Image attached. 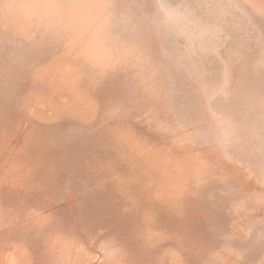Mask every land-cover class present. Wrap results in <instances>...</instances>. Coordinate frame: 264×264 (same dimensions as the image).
<instances>
[{"label": "rangeland", "instance_id": "rangeland-1", "mask_svg": "<svg viewBox=\"0 0 264 264\" xmlns=\"http://www.w3.org/2000/svg\"><path fill=\"white\" fill-rule=\"evenodd\" d=\"M0 264H264V0H0Z\"/></svg>", "mask_w": 264, "mask_h": 264}]
</instances>
